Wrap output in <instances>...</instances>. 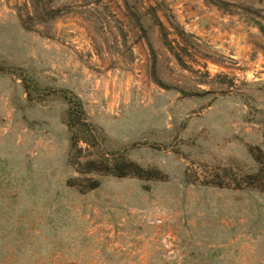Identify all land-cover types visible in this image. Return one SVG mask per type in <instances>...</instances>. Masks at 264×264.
Instances as JSON below:
<instances>
[{"label": "rangeland", "instance_id": "obj_1", "mask_svg": "<svg viewBox=\"0 0 264 264\" xmlns=\"http://www.w3.org/2000/svg\"><path fill=\"white\" fill-rule=\"evenodd\" d=\"M251 152L264 0H0V264H264Z\"/></svg>", "mask_w": 264, "mask_h": 264}, {"label": "trees", "instance_id": "obj_2", "mask_svg": "<svg viewBox=\"0 0 264 264\" xmlns=\"http://www.w3.org/2000/svg\"><path fill=\"white\" fill-rule=\"evenodd\" d=\"M70 102H74L75 100H71L69 98ZM66 125L68 127V129L70 130L71 136H70V140L72 145L75 144V142H77L80 138L78 136V129L83 128V127H89L88 123L84 120L83 115L81 114L80 110H76V111H71L68 110L67 112V121H66ZM73 126H77V128H73ZM252 157L254 158V160L257 162V168L254 172L249 173V174H244L242 176V183L244 186H251L254 188L259 189L260 191H264V159L262 158L261 154H256L251 152ZM123 167L121 171L115 172V171H107L111 174L114 175H125L127 173H135L137 176H143L142 174H139L135 171H138L139 168H136V166H134L131 162L129 161H122ZM136 169V170H134ZM92 170H98L97 168H92ZM95 186V182H92V184H90L88 187L91 188ZM241 184H235V187H240Z\"/></svg>", "mask_w": 264, "mask_h": 264}]
</instances>
